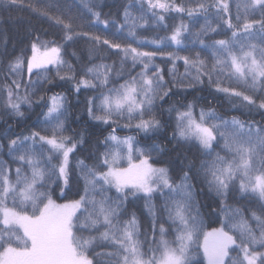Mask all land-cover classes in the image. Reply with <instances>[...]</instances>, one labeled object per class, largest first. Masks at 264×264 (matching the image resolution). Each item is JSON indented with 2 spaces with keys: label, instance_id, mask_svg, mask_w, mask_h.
<instances>
[{
  "label": "snow or ice",
  "instance_id": "1",
  "mask_svg": "<svg viewBox=\"0 0 264 264\" xmlns=\"http://www.w3.org/2000/svg\"><path fill=\"white\" fill-rule=\"evenodd\" d=\"M20 2L0 0L9 6ZM40 3L32 10L59 30L60 39L36 34L30 55L22 50L6 63L0 59V106L5 112L24 117L22 106L47 108L40 130L6 135L7 143H0V150L6 147L11 162L18 164L13 171L9 162L0 160V264H196L192 246L201 235L207 264H264V123L226 118L211 107L197 111V101L170 106L168 114L175 113L171 141L178 154L184 150L186 161L175 178L168 167L150 163L152 152L163 151L160 146L151 145L147 152L137 149L139 162L133 163L134 138L115 135L122 120L127 121L125 128L135 121L141 132H160L157 101L175 94L174 87H184L187 94L205 81L233 102V110H239L234 103L239 101L249 114L258 111L264 118V0H248L243 16L237 0L235 17L229 0H130L117 14L119 20H102L95 0H80L91 17L82 23H77L84 20L82 13L51 15L50 0ZM137 5L140 15L135 16L130 9ZM173 12L189 18L203 14L205 24L193 41L200 51L192 54L184 44L182 35L189 27L183 22L170 35L141 37L139 30L150 27V21L168 29L165 14ZM85 23L90 30L102 24L100 31L107 35L83 31ZM228 30L227 39H201L209 33L227 36ZM79 39L86 40L88 48L87 63L71 53L81 65L77 71L62 53ZM173 45L175 50L166 51ZM149 47L152 50H144ZM8 55L0 52V57ZM111 57L116 59L106 62ZM157 57L171 65L170 80L155 63ZM178 61L183 62V73L178 72ZM53 71L55 76L49 75ZM56 81L72 82L77 94L82 89L96 93L86 100V111L89 119L112 127L101 142L104 152L76 157L86 141L82 134H64L67 97L56 93L45 100L37 95ZM125 147L128 167H120ZM189 153L198 154V164ZM74 183L78 198L68 199ZM198 184L203 187L198 189ZM237 194L255 206L228 205ZM200 195L213 196L220 207L207 205L210 215L224 217L219 228L207 233L202 231ZM155 198L163 201L159 208ZM60 199L65 202L58 203ZM141 200L150 217L143 231L135 209Z\"/></svg>",
  "mask_w": 264,
  "mask_h": 264
},
{
  "label": "trees",
  "instance_id": "2",
  "mask_svg": "<svg viewBox=\"0 0 264 264\" xmlns=\"http://www.w3.org/2000/svg\"><path fill=\"white\" fill-rule=\"evenodd\" d=\"M53 4V7L48 9L51 15H65L72 14L79 16L81 13L83 14L84 20H78L77 23L86 22L91 19L90 14L86 9L83 8L80 0H50ZM95 2L100 5L96 8V11H100L102 13L101 19H120L118 13L122 14L123 6L128 4L130 0H95ZM131 2H135V0H131ZM185 3H188V0H184ZM237 0H229L231 14L235 17L236 14V4ZM248 0H239L241 4L240 14L244 15L245 9L243 8V4L247 3ZM42 4L40 0H21L18 6H9L5 4H0V52L6 51L9 55L2 56L0 59H3L6 63L7 59L11 56L19 55L23 50L26 55H30V41L32 37L36 34H39L42 39H60L59 30L53 27H50V22L46 18L40 17L36 12H34L33 8H39ZM57 6L59 7V11L57 10ZM190 6L195 7V4L192 3ZM133 15H140L139 5L130 9ZM214 11V10H213ZM260 13L257 11L255 13V18H259ZM252 18V17H249ZM212 19V26H216V21L212 16L209 17ZM181 22L185 23L189 27V32H186L182 35V39L184 40V44L192 49V54L195 51H200L199 44H193V41L196 39L195 34L198 33L201 27L205 24V18L203 14H196L193 18H189L186 14L180 15L176 13H166L165 14V23L168 25V29H162L161 27L155 25L154 22L150 21V27L146 29L139 30V33L142 38L153 39L157 36H165L170 35L171 29L174 26L179 25ZM233 23H236L235 19H233ZM103 29V25H99L95 29H89L86 26L82 29L83 31H91L93 34L105 36L107 33L100 31ZM191 33V35L189 34ZM231 31L228 30L226 35H216L214 33H209L206 36L201 37L205 41V43H211L212 40L218 39H227L230 37ZM7 40L5 44L4 41ZM135 46V45H134ZM87 48L88 43L84 39H79L75 42H70L69 45L66 46L65 51L62 53L64 58L71 62L73 65L77 67V71H79L81 65L77 63L75 57L71 55L73 51H75L78 55L81 56L82 62L87 63ZM144 50H152V48H145ZM175 50V45L171 48L166 49V51ZM181 55H189V52L182 51ZM202 58L208 59L210 61L209 56H203ZM113 59L116 57H111L106 62L111 63ZM99 62V61H97ZM155 63L160 66V68L165 73V79L170 80L171 77L167 74L168 69L171 67L169 63L164 62L160 57L156 58ZM51 67V66H50ZM177 69L179 73L184 72V66L182 61L177 62ZM139 66L136 71H139ZM135 74V73H133ZM51 76H55L54 71L49 73ZM227 86V85H225ZM46 88L50 89L46 92H40L38 90L37 95H44L45 100L47 97L60 93L67 97V114L65 119V135L72 136L74 138H78L79 135H83L85 138V144L79 147L78 152L76 153L77 158H85L90 154H99L106 150L105 146L101 143L104 141V138L112 132V127L102 124L98 121H94L89 119L87 111H86V100L88 97L95 95L96 93L92 90H84L82 89L80 93H76L73 88L72 82H62L56 81V86L46 85ZM173 93L170 97L165 98V102L157 101L156 110L158 118L161 120L163 124V128L158 133H144L137 129H135L133 121V127L125 128L122 125L127 123L126 120L121 121V126L116 127L115 135L120 137L121 139L126 137H133V154L132 160H138L140 157L137 153V149L147 152L149 150V146L158 145L163 151L152 152V159L150 163L155 167H168L170 170V174L175 178L178 176L180 169L184 166L186 161L183 160V151L181 150V154H178L177 150L174 148V141H171V135L173 128L175 127V113L171 116L168 114L167 109L176 105L180 107L183 104L188 102L197 101V111L200 107H211L214 108L218 115L225 116L226 118H230L232 116H236L242 121H257L264 123V118L261 117L258 111H253L251 114L248 113V109L240 106L239 101H235L234 103L239 108V110H233V102H231L223 93H216L214 91V87L210 88L205 81L204 85H198L196 89H187L184 87H174ZM35 99V97H33ZM98 103V102H97ZM22 111H24V117H16L9 115L5 112L4 108L0 106V143L6 144L7 141L5 139L6 135H27L30 131L40 130L43 125L39 122L43 120V112L47 111V108L43 106V104L36 105L33 104L31 108L27 105L22 106ZM125 155L127 153L125 147ZM223 154V153H221ZM189 158L199 162V156L195 153H189ZM0 160H4L10 163L13 171L18 166L16 163H12L10 158L7 155V148H3L0 150ZM88 163H94L93 160H88ZM127 161L119 162L120 167H124ZM74 164V160H73ZM27 171V169H25ZM14 179V175H13ZM82 185V182H81ZM198 189L203 187L202 185H197ZM76 191L75 183L73 184V191L68 193V199L78 198L74 196V192ZM205 193L207 189H204ZM59 194V189H57V195ZM114 194V190H113ZM55 198V197H54ZM200 201V211L201 218L203 220V229L204 233H207L209 230L213 228H219L221 226L220 221L223 220V214H211V209L207 207V205L211 204L213 208L219 209V204L213 203L214 197L211 195H200L197 197ZM58 203L65 202L63 199L57 201ZM157 208L161 206L163 203L162 199L155 198L153 201ZM227 204L232 207H254L255 205H248L247 201L242 199L238 194L235 198L230 197L227 201ZM11 201H9V207H11ZM135 209L137 211V215L140 219L142 231L149 226L150 217L147 214V210L144 208V202L141 200L135 205ZM31 209L29 208V212ZM249 213H245V216H248ZM166 219V216L164 217ZM254 226V225H253ZM165 227H168V224H165ZM172 239L173 237L170 235L168 237ZM203 235L200 236L197 244L192 246L196 264H207V259L203 254ZM233 256L236 253H232Z\"/></svg>",
  "mask_w": 264,
  "mask_h": 264
},
{
  "label": "rangeland",
  "instance_id": "3",
  "mask_svg": "<svg viewBox=\"0 0 264 264\" xmlns=\"http://www.w3.org/2000/svg\"><path fill=\"white\" fill-rule=\"evenodd\" d=\"M127 150V149H126ZM125 148H124V150L122 151V153H121V155L123 156V159L121 160V161H127L126 163H125V166L124 167H128V159H127V156H128V153H126V155H125ZM120 161V162H121ZM133 161V163H138L139 162V159L138 160H132ZM214 229V228H213ZM213 229H211V230H209L208 232H211Z\"/></svg>",
  "mask_w": 264,
  "mask_h": 264
}]
</instances>
